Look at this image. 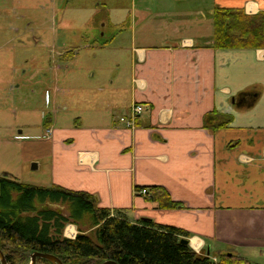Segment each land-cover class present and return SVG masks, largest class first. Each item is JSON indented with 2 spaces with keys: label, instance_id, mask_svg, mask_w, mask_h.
Wrapping results in <instances>:
<instances>
[{
  "label": "crops",
  "instance_id": "1",
  "mask_svg": "<svg viewBox=\"0 0 264 264\" xmlns=\"http://www.w3.org/2000/svg\"><path fill=\"white\" fill-rule=\"evenodd\" d=\"M124 1L131 28L129 81L120 68L77 109L65 100L72 92L48 88L45 104L54 107L43 115L45 126L19 125L20 162L34 163L35 170L49 167L50 184L38 187L84 192L101 208L124 212L131 223L150 220L183 230L198 255L264 264V49L213 48L216 8L256 16L264 13V0H63L61 13L42 9L44 24L25 29L31 42L21 46L38 52L33 62L44 61L38 68L59 73L78 50L91 48L69 41L66 8L74 2L96 10L99 4L115 27H123L116 14ZM101 21L93 26L105 28ZM253 92L259 97L245 107L242 95ZM136 104L146 110L130 129L122 119H130ZM227 117L229 125L213 126ZM152 187L164 188L183 207L159 209ZM139 188L148 195L138 194ZM65 235L75 239L78 232L69 226Z\"/></svg>",
  "mask_w": 264,
  "mask_h": 264
},
{
  "label": "trees",
  "instance_id": "2",
  "mask_svg": "<svg viewBox=\"0 0 264 264\" xmlns=\"http://www.w3.org/2000/svg\"><path fill=\"white\" fill-rule=\"evenodd\" d=\"M213 48L264 49V13L247 16L240 10L216 8ZM259 94H243V105L252 106ZM224 120L213 126L231 123V117ZM151 192L159 209L183 207L162 187H152ZM46 203L64 205L68 215L38 206ZM83 222L91 226L81 229L75 239L64 237L68 224ZM188 236L150 220L131 223L124 212L101 208L94 196L84 192L24 184L10 174H0V248L8 264H29L27 254L33 253L55 256L64 264H250L239 256L225 254L215 262L198 255L182 242ZM37 264L52 263L38 259Z\"/></svg>",
  "mask_w": 264,
  "mask_h": 264
},
{
  "label": "rangeland",
  "instance_id": "3",
  "mask_svg": "<svg viewBox=\"0 0 264 264\" xmlns=\"http://www.w3.org/2000/svg\"><path fill=\"white\" fill-rule=\"evenodd\" d=\"M13 2L14 0L0 2V169L14 171V175L21 183L47 186L50 184L51 172L49 167L45 168V163L42 169L35 170L34 163L20 162V142L15 140L22 130L19 125L22 121H29L45 126L43 115L54 107V104L52 106L45 104V93L48 88L57 87L61 93L67 94L66 96L72 92L71 98L65 100L71 108L77 109L81 107V102L88 101L87 94L95 96L102 86L108 85L119 74L120 68L125 76V82L129 81L130 69L126 71L128 67L126 62L130 59L132 47L129 3L121 2L119 4L121 10H117L119 13L116 15L121 14V17L116 20L122 19L126 22L123 27H115L111 20L106 18L103 6L99 7V4L96 10H89L90 6L86 4L81 8L74 2L70 4L64 13L63 22L68 27V39L78 48H82L86 42L91 44V48L78 50L79 57L71 58L68 68H63L58 73L50 71L51 68L45 70L38 68L39 65H44L42 60L33 62V55L38 52L29 50L27 45L21 44L24 41L26 44L31 42V36L26 31L29 26L34 27L36 21L42 20L40 25L44 24L43 8L53 9L54 15L56 12L61 13L66 3L63 0H58L55 4L45 0H20L14 7ZM95 14L92 22L90 18ZM100 20L107 23L105 28L93 26V23H99ZM25 101L27 104L23 106ZM65 102H59L58 109L62 108ZM24 110L30 111L28 113L31 115L26 117L23 114ZM38 206L45 210L52 208L68 215L64 205L46 203ZM89 225L91 226L86 222L79 226L68 224L64 230V237L69 226H73L80 234V230H86ZM91 231L93 229L87 233Z\"/></svg>",
  "mask_w": 264,
  "mask_h": 264
},
{
  "label": "water",
  "instance_id": "4",
  "mask_svg": "<svg viewBox=\"0 0 264 264\" xmlns=\"http://www.w3.org/2000/svg\"><path fill=\"white\" fill-rule=\"evenodd\" d=\"M182 242L184 244H189L188 240L186 239H183ZM27 256L30 258V264H37L38 259L46 260L52 264H64L60 259L52 255H47V254H42V253H33V254H27ZM0 264H8L6 257L3 251L1 250V248H0ZM103 264H117V263L108 261Z\"/></svg>",
  "mask_w": 264,
  "mask_h": 264
},
{
  "label": "built area",
  "instance_id": "5",
  "mask_svg": "<svg viewBox=\"0 0 264 264\" xmlns=\"http://www.w3.org/2000/svg\"><path fill=\"white\" fill-rule=\"evenodd\" d=\"M144 111H145V108L142 105L134 106L132 109L130 119L126 121L123 120L126 122L127 127H129L130 129H134L136 120L143 114Z\"/></svg>",
  "mask_w": 264,
  "mask_h": 264
},
{
  "label": "bare ground",
  "instance_id": "6",
  "mask_svg": "<svg viewBox=\"0 0 264 264\" xmlns=\"http://www.w3.org/2000/svg\"><path fill=\"white\" fill-rule=\"evenodd\" d=\"M72 230H73L72 228H69V230H68L67 233L69 234ZM72 232H73V231H72Z\"/></svg>",
  "mask_w": 264,
  "mask_h": 264
},
{
  "label": "flooded vegetation",
  "instance_id": "7",
  "mask_svg": "<svg viewBox=\"0 0 264 264\" xmlns=\"http://www.w3.org/2000/svg\"><path fill=\"white\" fill-rule=\"evenodd\" d=\"M60 213V212H59ZM60 214H62V213H60Z\"/></svg>",
  "mask_w": 264,
  "mask_h": 264
}]
</instances>
